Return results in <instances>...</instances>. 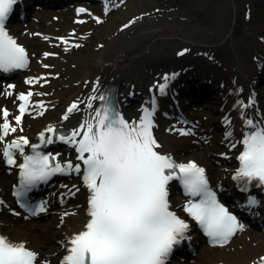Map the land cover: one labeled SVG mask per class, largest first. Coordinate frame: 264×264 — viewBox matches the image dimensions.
Returning <instances> with one entry per match:
<instances>
[{
    "label": "bare ground",
    "instance_id": "6f19581e",
    "mask_svg": "<svg viewBox=\"0 0 264 264\" xmlns=\"http://www.w3.org/2000/svg\"><path fill=\"white\" fill-rule=\"evenodd\" d=\"M211 1L213 0L204 3L196 1L194 4L191 2V5L184 3L182 15L205 16L213 20L216 26L221 23L220 10L217 9L218 13L210 15ZM238 1L232 0L230 6H227V16L224 18L226 25L223 31V40L227 42V59L220 63L211 62L201 56L198 52L199 47L195 46V42H198L196 38L183 32L180 20L184 17L177 15V11L172 9L174 5L162 10V13L155 10L151 15L142 14L141 18L125 23L127 27L121 29L115 27L102 37L101 42H95L94 45L91 39H87L90 37L87 34L89 31L77 24L78 18L81 17L78 12L62 11L49 14L43 11L34 14L27 22L17 21L15 25H10L7 28L9 35L17 38V43L28 53V71L15 81L14 87L9 88L5 81H0V109L4 106L3 109L8 110L9 122L17 129L16 132H9L4 141L0 142V147L19 136L27 137L30 144H34L40 140L41 132L45 137L51 136L52 133L46 131L49 126L59 128L70 135L84 121L90 120L94 110L101 106V101L96 99L91 100L92 107L89 108L90 97H99L105 90L115 86L125 120L139 121L144 110L148 109L152 112L155 137L160 145L157 150L171 156L177 163L195 161L198 166L205 169L211 187L225 196L234 198L236 196L234 194H237L235 188L237 180H234L233 176L239 165L237 157L243 151L240 141L249 131L245 121L251 119L264 126V95L259 99V103L252 102L249 97L252 88L247 78L254 65L252 57L262 44L256 31L259 32L264 25V15L258 17L255 22L251 21L252 18L244 20L245 25H241ZM212 3L215 8L218 1ZM116 5L118 4L110 1L107 8ZM245 6L249 13L254 14L258 8L264 12L262 0H245ZM203 7L206 8V13ZM250 24L255 32L248 27ZM77 28L80 34L77 33ZM235 34H242V38L236 39ZM182 48L188 49L184 56H175ZM45 53L50 55L45 56ZM156 58L160 59L159 63H154ZM161 60L166 61L169 70L160 69L166 66ZM197 70L203 72V76L195 75ZM212 73L215 75L214 78L222 80L224 87L211 93L208 101L212 102L204 104V108L219 110V115L220 112H226L224 117H227V120L222 119L220 123L208 124L204 122V116L200 118L201 113L194 112L192 117L196 122L195 128L190 127L187 135L167 137L162 130V124L159 123V117L167 111L170 112L169 109L166 110L168 105L165 102L170 97L157 96L152 84L156 83L157 88L158 85L177 84L190 92L195 90L202 93L213 78L207 74ZM194 76L197 78H193ZM165 77L168 79L165 80ZM29 79L33 82L28 83ZM195 79H200L197 84L205 87L203 89L195 87ZM6 90H9L11 95L6 96L4 94ZM240 90L246 95L239 93ZM28 92H32L33 95L29 98L24 120L17 125L14 119L19 115L17 105L23 103L19 100V95ZM193 94L198 95L196 92ZM41 103L43 107H40ZM73 103L78 104V110L68 113V119H63ZM235 103L240 104L238 108L235 107ZM241 106H245L244 109ZM2 123L1 110L0 124ZM233 144L235 147L231 146ZM62 146L64 158H59V161L81 163L83 175L84 166L76 159L78 153L75 147L65 142ZM29 148L31 147L25 146L24 154ZM212 156L216 161L225 160L230 167L217 166L212 161ZM3 158L0 153V161ZM15 159L16 161L21 159L18 152ZM235 163L236 166L232 169ZM0 167L2 168L1 162ZM82 175L76 182L64 181L58 192L45 198L49 204L55 202L58 195L59 200H64L67 204L57 210V214L44 215V221L37 223L31 218L14 214L18 212L14 211L15 207L9 194L12 192V184L9 185L11 181L8 180L5 171H0V201L3 202L0 203V229L11 241L24 242L26 247L37 252L39 264H61L69 239L83 231L90 219L88 216L90 193ZM181 201L176 193H173L170 210L176 212L182 219L189 220L188 214L183 211L184 205H181ZM240 211L248 214L245 209ZM249 214L252 215L251 212ZM254 219L261 220L262 223L264 216L253 218L251 221ZM261 228L244 233L243 240H237L241 241L240 245L233 250H227L232 243L221 249L200 243L195 246L196 254L190 257L186 264H264L262 259L264 224Z\"/></svg>",
    "mask_w": 264,
    "mask_h": 264
},
{
    "label": "snow or ice",
    "instance_id": "6c2138e0",
    "mask_svg": "<svg viewBox=\"0 0 264 264\" xmlns=\"http://www.w3.org/2000/svg\"><path fill=\"white\" fill-rule=\"evenodd\" d=\"M16 3L17 0H0V70L3 72L25 68L28 64V53L9 35L5 26ZM47 55L50 54L45 53ZM164 87L159 85L161 91ZM7 94L11 95L10 92ZM32 95V92L20 93L19 100L23 103L19 105V115L14 118L17 125L21 123ZM96 99L103 103L94 110L90 120L84 121L70 135L57 137L75 147L76 159L84 166L83 181L90 193V219L83 231L69 239L67 254L61 264H166L174 246L187 238L185 234L189 229L188 222L170 210L168 188L173 180L181 183L189 197L183 211L200 226L212 244H227L244 228L219 202L209 187L204 168L195 161L177 163L171 156L156 150L160 145L152 132V112L145 109L139 121L129 122L111 106L105 95L90 97L89 108L92 107L91 100ZM40 107H43L42 103ZM75 110H78L77 103L67 109L63 119H68V113ZM2 117L0 142L9 132L17 130L9 123L7 109L2 111ZM245 125L249 131L240 141L243 151L237 157L240 166L233 179L245 185L255 181L264 186V126L251 119L246 120ZM46 131L56 133L57 130L49 126ZM180 131L181 135L188 134ZM53 142L52 136L45 138L41 132L40 144H30L27 137L19 136L0 147L6 163L16 165L20 170L19 187L13 193L18 202L25 200L38 184L47 182L56 173L81 172V163L73 164L69 160L61 164L57 160L59 154L54 156L37 151L41 144ZM25 146L33 149L32 155L24 154ZM231 146L235 147V144ZM17 152L23 157V163L18 165ZM256 203L255 198L248 201L250 206ZM21 207L36 215L46 210V202L36 207L22 202ZM38 257L39 254L26 247L24 242H14L0 234V264H38Z\"/></svg>",
    "mask_w": 264,
    "mask_h": 264
},
{
    "label": "rangeland",
    "instance_id": "374dc122",
    "mask_svg": "<svg viewBox=\"0 0 264 264\" xmlns=\"http://www.w3.org/2000/svg\"><path fill=\"white\" fill-rule=\"evenodd\" d=\"M109 2L117 3L118 5L108 8V12L104 13L105 10L92 13L90 15H83V17L78 21V25L83 26L87 32V34L90 37H87V39H91L92 44L94 45L95 42H101L103 36L107 34L110 30L117 27L118 29H121L125 26V23L128 21H132L135 18L139 19L141 18L142 14L144 15H151L153 11L158 10L162 13V10L168 9L172 7L175 11H177V15L183 16L182 8L185 5L184 3H189L191 5V2L194 4V2L204 3L207 0H145L140 2L139 0H108ZM214 1H218V4L214 8L213 3ZM232 0H213L210 2V15H215L218 13L217 9H219L220 14V22L215 26V23L210 18H205V16L201 17V15H191L189 18L187 16H183L184 18L181 21L183 32L187 35H193L198 42H195V46L197 45L199 48L206 50V52L211 53L214 57L217 59L226 58V41L223 40V31L225 28V17L227 16L226 11L228 10L227 6H230V2ZM264 2V0H262ZM93 7V6H92ZM180 9V10H179ZM204 12L206 13V8H204ZM142 11V12H139ZM138 12V13H137ZM218 14V15H219ZM238 15L241 20V25H245L244 20H248L245 17L246 15V6H245V0H239L238 1ZM264 12L261 8L256 9V12L252 14V22H255L258 17L263 16ZM99 21V22H98ZM125 21L124 23H122ZM249 28H252L255 32L256 30L252 25H248ZM92 30V31H90ZM80 30L77 28V33H79ZM181 32V34H183ZM257 34H260L264 37V25L262 28H260L259 32L256 31ZM80 34V33H79ZM86 34V35H87ZM238 37L242 38V34H235V38ZM203 46V47H202ZM210 54V55H211ZM177 55V53H176ZM227 59V58H226ZM160 59L156 58L154 60V63H159ZM230 61V60H229ZM164 65H166L163 68H168V65L166 61H162ZM162 65V64H161ZM160 65V66H161ZM202 115L209 116L210 122H213L216 120V118H219L221 115H216L213 112L208 111L205 109L202 111ZM203 118V117H200ZM209 119L207 121H209ZM167 124H169V121H167ZM167 137H170L168 134H166ZM44 221V220H43ZM43 221L38 220V223H42ZM244 234V233H243ZM244 236L240 235L236 238L234 243L229 249H236L239 243L243 240ZM242 239V240H241ZM241 240V241H237ZM234 245V246H233ZM233 247V248H232ZM240 247V246H239ZM231 251V250H230Z\"/></svg>",
    "mask_w": 264,
    "mask_h": 264
}]
</instances>
